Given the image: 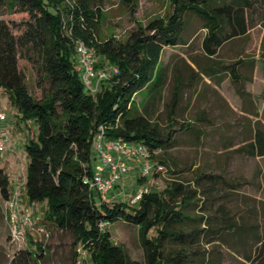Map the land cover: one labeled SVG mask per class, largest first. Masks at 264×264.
Listing matches in <instances>:
<instances>
[{"label": "trees", "instance_id": "obj_1", "mask_svg": "<svg viewBox=\"0 0 264 264\" xmlns=\"http://www.w3.org/2000/svg\"><path fill=\"white\" fill-rule=\"evenodd\" d=\"M123 1L132 6V0ZM174 2V13L167 21L154 19L133 30L125 42H119L115 38L100 39L104 0H0V90L9 95L20 120L35 121L39 129L37 139L26 143L27 200L31 204L46 202L45 220L69 231L74 248L86 250L91 264H139L122 246L113 243L109 230L100 227L101 223L109 226L120 220L138 228L146 264H194L201 258L199 246L205 237L207 243L218 238L224 241L249 264H264V236L259 235L255 225L247 230L244 223H238L224 203L237 197L239 182L208 172L209 165L197 170L192 183L175 180L161 192L151 189L137 204L97 203L84 182L94 173L93 143L101 126L108 138L145 146L151 161L158 150L168 153L176 146L174 118H169L172 127L166 130L139 113L134 101L141 92L157 98L165 90L170 67L161 64L162 54L167 48L189 47L192 39L187 17H197L203 23L202 49L210 60L205 66L194 60L197 71L187 64L190 78L196 82L200 74H229L239 85L238 92L246 93L241 70L253 61L236 60L226 65L217 57L223 48L250 32L253 2ZM4 9L19 20L3 17ZM62 9L68 17L66 22ZM79 42L95 50L96 69L113 65L119 70L95 93L88 92L82 81ZM21 58L37 67L43 90L40 99L29 90L26 75L19 67ZM174 81V96L168 104L170 115L178 107L184 85L182 75ZM199 120L207 122L206 118ZM199 124L186 122L181 129L195 134L198 142L204 130ZM240 151L264 157L262 121L255 122L252 138ZM146 180L140 179L141 183ZM0 194L4 202L13 194L9 175L2 168ZM248 231L257 245L254 255L240 251L248 242L244 240ZM226 234L230 237H224ZM35 245L44 251L41 244ZM79 256L75 252L74 264ZM202 261L206 264L207 257Z\"/></svg>", "mask_w": 264, "mask_h": 264}, {"label": "rangeland", "instance_id": "obj_2", "mask_svg": "<svg viewBox=\"0 0 264 264\" xmlns=\"http://www.w3.org/2000/svg\"><path fill=\"white\" fill-rule=\"evenodd\" d=\"M251 1L253 11L250 17L253 27L247 36L223 48L217 60L226 65L236 60L253 61L241 70L243 75L248 77L244 82L245 90L252 97L243 98L241 95L240 97L237 92L239 85H235L233 79L226 73L220 76L222 82L220 87L216 88L213 79H209L210 82L199 81L197 85L187 86V83L191 82V71L187 67L186 60L192 62L195 60L203 66L210 62L202 49V39L205 34L203 23L197 17L190 16L187 17L192 39L189 47L167 48L162 54L161 64L170 67L165 90L157 98L145 92L139 93L135 97L134 106L139 113L158 122L166 130L172 127L169 125L171 123L169 118L173 117L175 120L173 128L177 132V144L169 149L168 153L158 150L156 159L151 161L153 164L165 166V171L154 178L151 189L161 192L175 180L192 183L197 170L205 169L209 165L211 168H208V172L213 171L224 179L239 182L237 197L224 203L232 211L238 223H244L247 230L255 225L259 235L264 236V157H252L240 151L252 138L255 122L257 120L264 122V0ZM102 7L104 10L100 39L105 41L115 38L119 42H125L130 33L139 26H146L158 18L167 21L174 13L175 2L174 0H132L130 7L123 0H104ZM62 11L65 13L64 9ZM2 16L19 20L15 16H9L6 9L2 11ZM63 18L66 22L68 18L66 13ZM19 67L26 75L31 93L36 98H42L43 90L39 85L37 67L23 58L19 60ZM178 75H182L184 85L181 88L178 107L170 115L168 104L174 96L176 85L174 78ZM0 111L8 115L7 123L4 125L7 126L10 137V143L0 154V168L9 175L12 189L14 181L18 185L25 181L29 161L26 143L31 139H37L39 129L35 121L20 120L17 107L11 102L9 95L2 90H0ZM201 118H206L207 122L199 120ZM186 122H193L196 125L198 122L202 129H212L215 136L197 142L194 138L195 134L192 135L191 132L181 129ZM96 163V158H93L94 168ZM133 173L127 183L115 189L116 195H112L111 201L132 203L130 201L132 194L143 186H150L149 182L152 180L147 179L146 182L141 183L139 167H136ZM119 187L123 189L121 195L117 194ZM25 192L24 189L21 193V204L24 210H29L33 214L35 227L27 232L24 241H14L12 228L5 220L3 207L5 202L0 194V264H74L75 252L80 255L81 248H74L73 235L46 221L47 203L31 205ZM42 227L50 234L49 238L38 232ZM105 229L111 233L113 243L122 246L132 260L146 264L136 226L120 220ZM249 233V231L245 233L247 236L244 240L248 242L240 251L246 255H254L257 245ZM224 237L230 236L226 234ZM207 240L205 237L202 245L199 246L201 258L194 264H205L202 259L206 257V264H249L242 254L229 249L219 238L213 243H207ZM36 243L41 244L44 251H40ZM172 246L178 248L170 245Z\"/></svg>", "mask_w": 264, "mask_h": 264}, {"label": "built area", "instance_id": "obj_3", "mask_svg": "<svg viewBox=\"0 0 264 264\" xmlns=\"http://www.w3.org/2000/svg\"><path fill=\"white\" fill-rule=\"evenodd\" d=\"M78 62L82 68V81L86 90L90 93L97 92L102 83L110 80L113 74H118L119 70L113 65L96 69L98 57L94 49L88 47L84 42H79L77 46ZM8 115L0 111V154L5 151L10 143L7 131ZM93 156L97 163L91 177L85 179L88 188L93 192V198L97 203L109 202L113 199L115 189L127 183L130 175L136 167L140 168L141 177L152 180L150 186H143L131 195L132 204H137L142 196L151 190L154 183L155 174L159 175L165 171L163 164H153L150 160L151 154L147 148L138 143H131L123 138L112 139L105 134V129L101 126L94 137ZM25 181L18 185L13 183V194L9 201L4 203L5 220L12 228L14 241H24L27 232L35 227L33 214L29 210L23 209L21 193L24 192ZM123 189L119 187L117 194L121 195ZM113 195V196H112ZM34 204V203H33ZM107 223H101V228H106ZM39 233L50 237L45 228H39ZM81 248V247H80ZM80 257L77 264H90L89 254L86 250L80 249Z\"/></svg>", "mask_w": 264, "mask_h": 264}, {"label": "crops", "instance_id": "obj_4", "mask_svg": "<svg viewBox=\"0 0 264 264\" xmlns=\"http://www.w3.org/2000/svg\"><path fill=\"white\" fill-rule=\"evenodd\" d=\"M185 47H188V46H185ZM246 62H249V60H245ZM186 63L188 64V65H191L194 69H195V71H197V69H196V66L194 65V63L191 61V60H189V59H187L186 60ZM246 64H248V63H246ZM245 64V65H246ZM245 67V66H244ZM200 77H201V79H198L196 82H194L191 78H190V83H187V86H190V84H191V86H194V85H197L198 84V82L199 81H202L203 83H206V82H210V81H208L209 79H213L216 83H215V85H216V88L217 87H220V85L222 84V82H221V79H220V75L219 74H217V75H204V74H200ZM208 77V78H207ZM244 77H245V80L243 81V82H245L247 79H248V77L247 76H245L244 75ZM207 80V81H206ZM234 83V82H233ZM235 85H236V83H235ZM244 85V90H245V83L243 84ZM238 92V91H237ZM245 92L246 93H244L243 95L242 94H240V93H238V95L240 96H242L243 98H246V96H248V97H252V95L249 93V92H247L246 90H245ZM240 96V97H241ZM250 102H251V100H250ZM263 122V121H262ZM264 123V122H263ZM209 136H215V133L213 132V130L212 129H210L209 128V130H203L202 131V134H201V140H203V139H205V138H209ZM201 140H199V141H201ZM198 141V142H199ZM211 142H213V140L211 141ZM132 174H134V173H132ZM131 174V175H132ZM130 175V176H131ZM31 205H34V204H31Z\"/></svg>", "mask_w": 264, "mask_h": 264}]
</instances>
